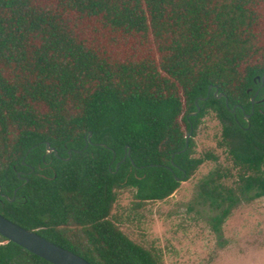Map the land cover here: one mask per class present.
<instances>
[{
  "label": "trees",
  "instance_id": "16d2710c",
  "mask_svg": "<svg viewBox=\"0 0 264 264\" xmlns=\"http://www.w3.org/2000/svg\"><path fill=\"white\" fill-rule=\"evenodd\" d=\"M208 113L222 162L194 155ZM206 160L195 198L219 232L264 196V0H0L2 216L92 264H160L114 204L163 200ZM0 264L52 263L0 235Z\"/></svg>",
  "mask_w": 264,
  "mask_h": 264
},
{
  "label": "rangeland",
  "instance_id": "374dc122",
  "mask_svg": "<svg viewBox=\"0 0 264 264\" xmlns=\"http://www.w3.org/2000/svg\"><path fill=\"white\" fill-rule=\"evenodd\" d=\"M220 123L208 113L194 136V155L214 150ZM215 163L204 161L188 179L163 200L147 202L142 209L131 210V192L119 193L112 214L119 227L134 241L155 250L160 264H250L243 258L253 246H264V196H240L220 226L212 227L217 213L205 203L196 201V185ZM229 184V181L226 182Z\"/></svg>",
  "mask_w": 264,
  "mask_h": 264
},
{
  "label": "water",
  "instance_id": "95a60500",
  "mask_svg": "<svg viewBox=\"0 0 264 264\" xmlns=\"http://www.w3.org/2000/svg\"><path fill=\"white\" fill-rule=\"evenodd\" d=\"M263 79V77H262ZM216 94V93H215ZM220 93L218 96H221ZM204 99V98H201ZM234 107L232 108V110ZM199 110L190 112L194 115ZM90 133L88 134V138ZM105 146V144H102ZM47 152L52 151L46 143ZM70 151H68L69 153ZM0 235L6 239L22 246L26 250L38 255L39 257L51 262L52 264H92L85 258L73 253L72 251L56 245L44 238L34 230L26 229L15 222L10 221L0 214Z\"/></svg>",
  "mask_w": 264,
  "mask_h": 264
},
{
  "label": "crops",
  "instance_id": "0c3cea01",
  "mask_svg": "<svg viewBox=\"0 0 264 264\" xmlns=\"http://www.w3.org/2000/svg\"><path fill=\"white\" fill-rule=\"evenodd\" d=\"M243 258H251L250 264H264V246H253Z\"/></svg>",
  "mask_w": 264,
  "mask_h": 264
}]
</instances>
